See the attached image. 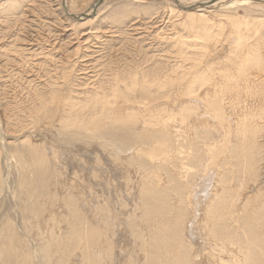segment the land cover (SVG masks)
Returning a JSON list of instances; mask_svg holds the SVG:
<instances>
[{
	"label": "bare ground",
	"instance_id": "obj_1",
	"mask_svg": "<svg viewBox=\"0 0 264 264\" xmlns=\"http://www.w3.org/2000/svg\"><path fill=\"white\" fill-rule=\"evenodd\" d=\"M172 1L191 31L176 66L111 77L77 102L64 84L30 111L59 143L93 151L102 202L87 208L92 184L70 182L44 141L17 146L18 180L0 176L12 209L0 264H264V14L228 13L264 0Z\"/></svg>",
	"mask_w": 264,
	"mask_h": 264
},
{
	"label": "rangeland",
	"instance_id": "obj_2",
	"mask_svg": "<svg viewBox=\"0 0 264 264\" xmlns=\"http://www.w3.org/2000/svg\"><path fill=\"white\" fill-rule=\"evenodd\" d=\"M17 1L13 7V0H0V176L9 168L16 182L18 162L10 154H16L19 145L44 141L50 161L55 163L57 158L58 166L67 169L66 177L74 176L77 170L73 178L67 177L70 182L92 184L94 189L88 192L86 205L89 210L96 209L98 200L102 202V189L96 183L100 180L91 178L96 166L93 151L62 145L57 134L43 131V124L39 122L40 128L36 127L30 111L37 108L40 99L53 90H65L68 84L77 102L78 97L104 84L107 88L114 81L111 77L124 79L130 71L149 72L160 67L164 71L176 66V41L182 37L186 44L191 32L186 27L187 15L185 11L178 13L180 8L172 0H104L94 10L92 5L98 0H65L71 17L64 12L63 0ZM144 6L150 10L145 11ZM89 12L91 17L83 21L75 18ZM261 12L264 10L234 8L228 13L256 17L264 14ZM215 14V22L222 19L221 12ZM91 18L95 19L80 25ZM63 72L71 78L69 83L64 81ZM262 172L264 178V169ZM97 197L98 202L93 201ZM94 202L95 207L90 204ZM9 206L7 199L0 204V219L12 211ZM124 233L120 229L117 234Z\"/></svg>",
	"mask_w": 264,
	"mask_h": 264
},
{
	"label": "water",
	"instance_id": "obj_3",
	"mask_svg": "<svg viewBox=\"0 0 264 264\" xmlns=\"http://www.w3.org/2000/svg\"><path fill=\"white\" fill-rule=\"evenodd\" d=\"M74 17V16H73Z\"/></svg>",
	"mask_w": 264,
	"mask_h": 264
}]
</instances>
